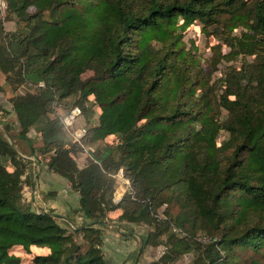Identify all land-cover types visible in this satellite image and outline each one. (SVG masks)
I'll use <instances>...</instances> for the list:
<instances>
[{
	"label": "trees",
	"instance_id": "16d2710c",
	"mask_svg": "<svg viewBox=\"0 0 264 264\" xmlns=\"http://www.w3.org/2000/svg\"><path fill=\"white\" fill-rule=\"evenodd\" d=\"M0 2V264H107L112 220L149 264H264V0ZM35 162L78 228L33 207Z\"/></svg>",
	"mask_w": 264,
	"mask_h": 264
},
{
	"label": "crops",
	"instance_id": "0c3cea01",
	"mask_svg": "<svg viewBox=\"0 0 264 264\" xmlns=\"http://www.w3.org/2000/svg\"><path fill=\"white\" fill-rule=\"evenodd\" d=\"M35 174L33 186L28 192L32 197L33 207L41 212L52 211L59 222L67 228H78L77 224L82 222V217L73 212L79 207V196L70 188L68 181L50 172L43 164H40V167L36 165ZM71 219L76 224H73ZM110 225L103 238V252L107 264H145L143 259L145 257H141V252L135 260L139 239L137 238L138 241L126 240L121 237L125 231L120 225L114 220L110 221Z\"/></svg>",
	"mask_w": 264,
	"mask_h": 264
},
{
	"label": "rangeland",
	"instance_id": "374dc122",
	"mask_svg": "<svg viewBox=\"0 0 264 264\" xmlns=\"http://www.w3.org/2000/svg\"><path fill=\"white\" fill-rule=\"evenodd\" d=\"M2 5V3L0 2V6ZM16 28L15 26V22H12V23H7L6 24V30L7 31H14ZM186 41H188L189 43L191 41H194L197 46L199 47V50L202 54H206L208 55V44L209 42L206 41V39L204 38V36L201 34L200 32V29L198 27H191L187 33H186ZM214 44V42L211 43V45ZM9 120H14V116H12ZM82 120H81V117L77 118L76 121H75V127H79L81 128L83 125H82ZM18 149V147H17ZM80 163L82 162V160H79ZM29 194V193H28ZM139 239V238H138ZM136 251H135V260L139 257V252H141L142 250V247H141V244L140 242H137V246H136ZM162 249H159L158 251L157 250H153V251H148L147 253H145V255H160L162 251H160ZM35 252H38L35 250ZM16 255L18 256H27L29 257L28 255H26V253H24L22 251V249H19L17 248L14 252ZM145 260V264H149L148 260L146 258H143ZM193 259V256L192 255H188V256H185L184 258H182L179 262H177L176 264H190L191 261ZM143 264V263H142Z\"/></svg>",
	"mask_w": 264,
	"mask_h": 264
},
{
	"label": "built area",
	"instance_id": "2783aa9c",
	"mask_svg": "<svg viewBox=\"0 0 264 264\" xmlns=\"http://www.w3.org/2000/svg\"><path fill=\"white\" fill-rule=\"evenodd\" d=\"M81 116H82L81 109L75 108L68 117L63 119V124L66 130L70 133L74 142H77L79 144L82 143V139L87 134L86 128L75 127L76 119ZM85 151L88 152V149H85ZM115 178L117 179L119 185L115 195V201L118 202L122 199L124 194L130 189V181L125 178L123 169L119 170V172L115 175Z\"/></svg>",
	"mask_w": 264,
	"mask_h": 264
},
{
	"label": "water",
	"instance_id": "95a60500",
	"mask_svg": "<svg viewBox=\"0 0 264 264\" xmlns=\"http://www.w3.org/2000/svg\"><path fill=\"white\" fill-rule=\"evenodd\" d=\"M8 137H9V140H10L12 146L15 148V150L17 151V153L19 154V156L22 157V158H24V159H26V160L32 161V159H29V158H27V157L22 156V155L19 153L17 147L15 146L12 136H11V135H8ZM35 164H36L38 167H40V163H39V162H35Z\"/></svg>",
	"mask_w": 264,
	"mask_h": 264
}]
</instances>
